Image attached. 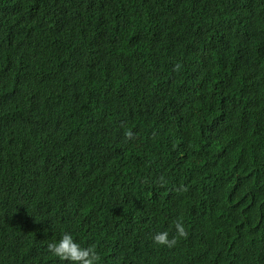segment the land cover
<instances>
[{
	"label": "trees",
	"instance_id": "1",
	"mask_svg": "<svg viewBox=\"0 0 264 264\" xmlns=\"http://www.w3.org/2000/svg\"><path fill=\"white\" fill-rule=\"evenodd\" d=\"M0 264H264V0H0Z\"/></svg>",
	"mask_w": 264,
	"mask_h": 264
},
{
	"label": "clouds",
	"instance_id": "2",
	"mask_svg": "<svg viewBox=\"0 0 264 264\" xmlns=\"http://www.w3.org/2000/svg\"><path fill=\"white\" fill-rule=\"evenodd\" d=\"M203 36L206 37L207 39H209L212 42H218L219 38H220V30H216V31L207 33V34H205Z\"/></svg>",
	"mask_w": 264,
	"mask_h": 264
}]
</instances>
